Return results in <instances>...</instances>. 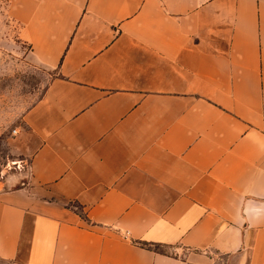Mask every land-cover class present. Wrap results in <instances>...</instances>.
I'll return each mask as SVG.
<instances>
[{"label":"crops","instance_id":"0c3cea01","mask_svg":"<svg viewBox=\"0 0 264 264\" xmlns=\"http://www.w3.org/2000/svg\"><path fill=\"white\" fill-rule=\"evenodd\" d=\"M8 12L51 77L9 139L0 264H264V0Z\"/></svg>","mask_w":264,"mask_h":264},{"label":"rangeland","instance_id":"374dc122","mask_svg":"<svg viewBox=\"0 0 264 264\" xmlns=\"http://www.w3.org/2000/svg\"><path fill=\"white\" fill-rule=\"evenodd\" d=\"M8 3L0 0V173L23 170L28 176L29 163L20 165V157L10 151L9 139L26 110L45 91L51 75L35 62L30 45L20 36L19 23L8 12Z\"/></svg>","mask_w":264,"mask_h":264}]
</instances>
